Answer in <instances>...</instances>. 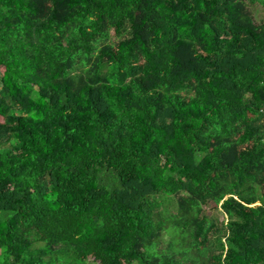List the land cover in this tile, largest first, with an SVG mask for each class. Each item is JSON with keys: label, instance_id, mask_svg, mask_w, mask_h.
<instances>
[{"label": "trees", "instance_id": "trees-1", "mask_svg": "<svg viewBox=\"0 0 264 264\" xmlns=\"http://www.w3.org/2000/svg\"><path fill=\"white\" fill-rule=\"evenodd\" d=\"M188 263L264 264V17L0 0V264Z\"/></svg>", "mask_w": 264, "mask_h": 264}, {"label": "rangeland", "instance_id": "rangeland-1", "mask_svg": "<svg viewBox=\"0 0 264 264\" xmlns=\"http://www.w3.org/2000/svg\"><path fill=\"white\" fill-rule=\"evenodd\" d=\"M244 1L246 2L247 9L250 11V14L252 15L254 21L256 23H260L264 17V8L261 7L258 3H251L249 2V0H244ZM214 207L215 205L211 202L205 205V208L209 210L208 213L216 217L218 223H221L222 221H226L227 219L226 215L219 208L216 209ZM167 240H168V235L166 233H163L160 239V242L158 244V248H164ZM37 245H40V244H37ZM86 262L90 263L91 260L87 259Z\"/></svg>", "mask_w": 264, "mask_h": 264}]
</instances>
